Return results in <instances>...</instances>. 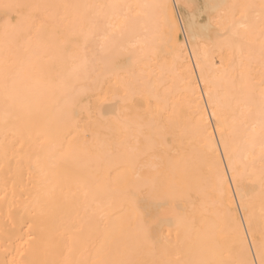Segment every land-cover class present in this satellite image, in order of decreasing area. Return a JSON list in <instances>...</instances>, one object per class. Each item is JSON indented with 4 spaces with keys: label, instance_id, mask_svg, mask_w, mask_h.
Listing matches in <instances>:
<instances>
[{
    "label": "bare ground",
    "instance_id": "obj_1",
    "mask_svg": "<svg viewBox=\"0 0 264 264\" xmlns=\"http://www.w3.org/2000/svg\"><path fill=\"white\" fill-rule=\"evenodd\" d=\"M262 3L0 0V264H261Z\"/></svg>",
    "mask_w": 264,
    "mask_h": 264
},
{
    "label": "snow or ice",
    "instance_id": "obj_2",
    "mask_svg": "<svg viewBox=\"0 0 264 264\" xmlns=\"http://www.w3.org/2000/svg\"><path fill=\"white\" fill-rule=\"evenodd\" d=\"M210 6L213 8L217 7V5L215 4H212ZM4 7L7 9L10 7H13V5H5ZM73 7H76L78 9H83L82 12H79L77 14L76 19L74 21L73 28L70 33L75 47L86 48L90 42L96 39L101 40V42L107 41L108 35L104 31L105 26L102 24L101 18L97 15L90 14V10L92 8L104 7V6L84 4V5H76ZM107 7L117 8L120 6L119 5H109ZM241 7H246V6H241ZM262 7H264V3H262ZM234 23H235V27L237 30L246 29V25L243 22V20L235 21ZM108 27H113V26L108 25ZM262 108H264V104H262ZM243 264H249V262L245 261L243 262ZM261 264H264V254H262Z\"/></svg>",
    "mask_w": 264,
    "mask_h": 264
},
{
    "label": "rangeland",
    "instance_id": "obj_3",
    "mask_svg": "<svg viewBox=\"0 0 264 264\" xmlns=\"http://www.w3.org/2000/svg\"><path fill=\"white\" fill-rule=\"evenodd\" d=\"M177 16H178V13H177ZM178 19L180 20L179 16H178ZM179 25H180V28H181V36H182L183 39L185 38L184 40H186L185 34H183L184 31H183V27H182V24H181V20L179 21Z\"/></svg>",
    "mask_w": 264,
    "mask_h": 264
}]
</instances>
